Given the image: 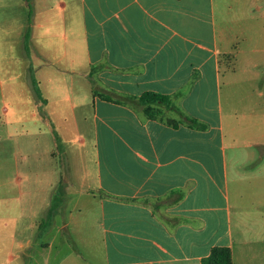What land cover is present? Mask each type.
<instances>
[{"label": "crops", "instance_id": "1", "mask_svg": "<svg viewBox=\"0 0 264 264\" xmlns=\"http://www.w3.org/2000/svg\"><path fill=\"white\" fill-rule=\"evenodd\" d=\"M30 2L17 33L0 0V264H264V0Z\"/></svg>", "mask_w": 264, "mask_h": 264}, {"label": "trees", "instance_id": "2", "mask_svg": "<svg viewBox=\"0 0 264 264\" xmlns=\"http://www.w3.org/2000/svg\"><path fill=\"white\" fill-rule=\"evenodd\" d=\"M28 1V0H26ZM139 103L144 108V113L148 118L157 119L160 117V111L153 108V105L162 104L169 108H174L169 97L161 96L153 93H146L139 100ZM187 124L193 128L203 129L204 125L186 118ZM50 218L43 222L42 227L46 226L50 222ZM203 264H233L232 253L229 248H214L211 255L203 260Z\"/></svg>", "mask_w": 264, "mask_h": 264}, {"label": "rangeland", "instance_id": "3", "mask_svg": "<svg viewBox=\"0 0 264 264\" xmlns=\"http://www.w3.org/2000/svg\"><path fill=\"white\" fill-rule=\"evenodd\" d=\"M11 7V13H12V22L11 24L13 25V27L16 28V31L18 33V25L19 23L21 22V18L19 19V14H20V11L22 10V4L25 5V3H22L23 0H5ZM36 2L32 3L30 2V5H31V10H32V14L34 16L35 12L39 13V11H41L42 7L45 6V3L43 2L44 0H35ZM42 3V4H41ZM48 3H50V0H48ZM28 11V10H27ZM15 29H13V33H12V37H11V41H10V45H11V55L12 57L14 55H18L19 54V48H20V44L18 42L19 40V37L17 35V33H14ZM18 37V39H17ZM2 48H3V45L0 44V51H2ZM23 64H25L24 62H22ZM16 65L12 64V68H11V71H12V79L15 81V75H14V72L17 70H15ZM36 73V69H35V64H34V70H33V77L35 78V73ZM16 83V82H15ZM21 83V82H20ZM20 85H23L22 83L21 84H18V91H20ZM22 92H20V96H21ZM25 96V95H24ZM23 110V109H22ZM26 111H30V109H26ZM27 117V116H26ZM70 124H61L60 127H58V129L60 130V133H62L63 131H65L66 129H71L72 130V133H71V136L74 135L75 138H72V137H68L70 138V148L71 150L73 151H76L78 150L79 146L77 143V126H74L73 128L71 127ZM61 128V129H60ZM66 128V129H65ZM62 131V132H61Z\"/></svg>", "mask_w": 264, "mask_h": 264}]
</instances>
